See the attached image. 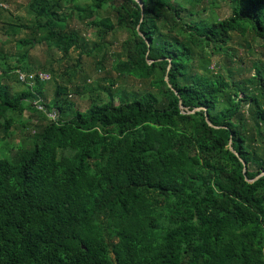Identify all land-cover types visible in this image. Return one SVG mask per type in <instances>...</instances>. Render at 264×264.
<instances>
[{
	"label": "trees",
	"instance_id": "1",
	"mask_svg": "<svg viewBox=\"0 0 264 264\" xmlns=\"http://www.w3.org/2000/svg\"><path fill=\"white\" fill-rule=\"evenodd\" d=\"M218 7L230 14L205 15ZM29 10L13 29L29 31L19 49L101 50L69 27L77 15L101 38L128 33L113 67L150 88L114 93L108 78L109 98L81 110L70 84L57 81L48 100L47 81H20L17 69L34 72L29 48L0 73V264H264V63L242 78L231 45L264 49V0H30ZM18 123L28 143L14 151Z\"/></svg>",
	"mask_w": 264,
	"mask_h": 264
},
{
	"label": "rangeland",
	"instance_id": "2",
	"mask_svg": "<svg viewBox=\"0 0 264 264\" xmlns=\"http://www.w3.org/2000/svg\"><path fill=\"white\" fill-rule=\"evenodd\" d=\"M0 1V73H4V70L10 65H19L18 55L30 47L29 45L19 49L16 44L20 38L27 37L29 31L26 29L13 31V29L32 16L29 10L30 0ZM81 2H87V0H81ZM107 11H102V13L106 14ZM229 14L230 10L225 7L211 8L205 13L206 16L214 15L216 18H225ZM113 18L115 19L114 16ZM87 22L88 20L86 22L81 21L76 15L73 20H69V27L77 29L85 37L87 40L84 44L86 45L85 50L91 49L93 47L92 43H105L102 45L101 50L98 48L92 50L91 54H87L82 53L81 49L73 48L69 54L64 55L62 51L55 47H49L46 43H38L29 48L28 64L33 68V71L54 68L53 77L45 84L46 99L50 100L54 96L57 81L63 85L70 84L66 97L69 101L75 103L76 108L81 110H86L92 101H103L109 98L107 91L102 89L109 86L110 80L108 78L115 79L114 93L119 90L140 92L149 89L150 84L148 81L137 80L131 76H119L113 67L115 63L114 54L121 52V42L128 37V33L116 29L106 38H101L94 29L86 25ZM231 45L236 48L235 66L242 70V78L254 73V62L264 63V49L258 41L252 42V45L248 47L242 38H238ZM221 60H223L222 55H214L212 67H219L217 62ZM100 61H103L105 69H100ZM79 66L80 68L77 69L75 74L74 69ZM233 71L236 73L234 67ZM15 72L17 74V71ZM84 77H87L86 81L83 79ZM69 78L73 79L71 83L68 82ZM5 81L12 87L14 92L21 91L25 87L22 84L23 82L17 81L15 75ZM245 104L246 107H249V102ZM28 116L29 113L26 112L23 119H27ZM13 129H15L16 134L11 141L14 144V151H16L15 147H19L22 143L26 145L28 140L21 123L14 125Z\"/></svg>",
	"mask_w": 264,
	"mask_h": 264
},
{
	"label": "built area",
	"instance_id": "3",
	"mask_svg": "<svg viewBox=\"0 0 264 264\" xmlns=\"http://www.w3.org/2000/svg\"><path fill=\"white\" fill-rule=\"evenodd\" d=\"M16 71L20 81L31 86L35 84V77H38L42 81H48L51 78V75L43 70H37L32 73L24 72L21 69H17ZM34 104L37 109L47 114L50 120H57L59 118V112L56 109H52L51 111H49L42 98L39 97L35 99Z\"/></svg>",
	"mask_w": 264,
	"mask_h": 264
},
{
	"label": "water",
	"instance_id": "4",
	"mask_svg": "<svg viewBox=\"0 0 264 264\" xmlns=\"http://www.w3.org/2000/svg\"><path fill=\"white\" fill-rule=\"evenodd\" d=\"M141 6H142V9H143V4L141 3ZM143 19V18H142ZM168 68H170V65H169V67ZM166 79L168 80V76H166ZM180 107L181 108H183V109H186L187 111H188V113H192V112H194L195 110H188V108H186L185 106H184V104H183V101H182V99L180 98ZM198 109H200V108H197L196 110H198ZM207 117V121L209 122V124L210 125H212V126H215V125H213L212 123H211V121H210V119L208 118V116H206ZM230 148L234 151V152H236L235 151V149L233 148V146H230ZM243 161V164H244V173H246V171H247V165H246V162L244 161V160H242ZM264 174V172L262 173V174H260L258 177H260L261 175H263ZM257 177V178H258ZM255 179H253V180H250V181H254Z\"/></svg>",
	"mask_w": 264,
	"mask_h": 264
}]
</instances>
